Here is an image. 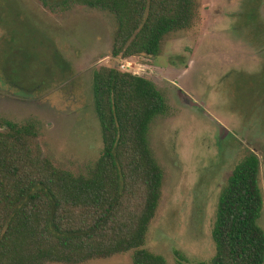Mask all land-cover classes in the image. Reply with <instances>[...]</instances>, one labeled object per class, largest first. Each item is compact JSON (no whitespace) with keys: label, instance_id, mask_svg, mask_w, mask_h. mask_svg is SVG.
Masks as SVG:
<instances>
[{"label":"rangeland","instance_id":"obj_1","mask_svg":"<svg viewBox=\"0 0 264 264\" xmlns=\"http://www.w3.org/2000/svg\"><path fill=\"white\" fill-rule=\"evenodd\" d=\"M196 2L193 26L165 38L159 56L121 59L111 53L109 13L0 0V122L34 121L56 165L82 172L102 153L96 68L144 75L164 92L171 110L151 123L149 138L165 179L145 247L169 264L215 255L220 191L250 152L261 160L264 195V0ZM86 264H133V251Z\"/></svg>","mask_w":264,"mask_h":264},{"label":"trees","instance_id":"obj_2","mask_svg":"<svg viewBox=\"0 0 264 264\" xmlns=\"http://www.w3.org/2000/svg\"><path fill=\"white\" fill-rule=\"evenodd\" d=\"M37 1L53 13L86 7L111 14V53L121 59L159 56L165 38L198 17L196 0ZM93 94L103 149L82 172L45 154L34 121L0 122V264H86L129 251L133 264H169L145 244L165 179L149 132L171 106L153 80L116 66L95 69ZM260 172L256 152L235 166L218 197L216 253L186 264H264Z\"/></svg>","mask_w":264,"mask_h":264}]
</instances>
